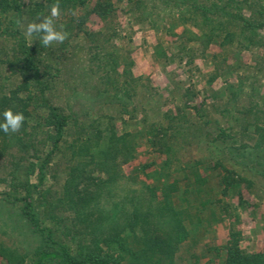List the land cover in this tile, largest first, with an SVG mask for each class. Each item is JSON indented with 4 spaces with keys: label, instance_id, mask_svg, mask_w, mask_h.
Listing matches in <instances>:
<instances>
[{
    "label": "trees",
    "instance_id": "obj_1",
    "mask_svg": "<svg viewBox=\"0 0 264 264\" xmlns=\"http://www.w3.org/2000/svg\"><path fill=\"white\" fill-rule=\"evenodd\" d=\"M56 2L0 0V122L25 117L0 130V234L33 242H0V264H264L239 229L205 243L246 190L264 201V0H58L46 48L25 30ZM136 28L172 38L184 80L135 73Z\"/></svg>",
    "mask_w": 264,
    "mask_h": 264
},
{
    "label": "rangeland",
    "instance_id": "obj_2",
    "mask_svg": "<svg viewBox=\"0 0 264 264\" xmlns=\"http://www.w3.org/2000/svg\"><path fill=\"white\" fill-rule=\"evenodd\" d=\"M119 18L125 21L126 15L120 13ZM94 28L98 27V24L91 23ZM137 29V28H136ZM135 45L136 50L134 52L135 66L134 71L138 75L147 77L151 83L156 86V90H162L168 83L169 77L172 73L176 79L184 80L185 78V67L179 66L175 61H171L165 68H163L161 61H163L164 55V40H170V37H164L163 34L154 30L143 31L137 29L135 33ZM158 57V58H157ZM198 64L203 75L211 71V66L208 65L203 60L199 59ZM200 87H204L205 81L201 80ZM217 85V84H216ZM201 94L197 97L196 101H201ZM157 157L155 153H149L144 147L141 149L139 154L136 156L135 160L128 165V170L133 168L135 165L149 161ZM161 161V158L158 160ZM259 190L264 193V182L257 183ZM245 196L249 198L252 206L244 212H241L240 219L232 218L227 221H222L214 224L210 228V234L206 239L205 243L210 244V246H222L225 245L228 238L229 232L232 229H239L243 232V240L241 242L242 247H244L249 252L254 251H264V201H260L254 194L250 193L249 190L245 191ZM234 200V198L232 199ZM2 226V225H0ZM3 230H7V233L0 234V242L6 245H29L32 246V240L29 238L28 234L23 235V233L15 232L16 236H11L10 231H13L11 227L3 225ZM27 238L26 240H24ZM21 240H24L20 242ZM202 246V245H201ZM200 247V246H199ZM201 251V248H198ZM207 260L206 258L203 261ZM2 258L0 257V262Z\"/></svg>",
    "mask_w": 264,
    "mask_h": 264
},
{
    "label": "clouds",
    "instance_id": "obj_3",
    "mask_svg": "<svg viewBox=\"0 0 264 264\" xmlns=\"http://www.w3.org/2000/svg\"><path fill=\"white\" fill-rule=\"evenodd\" d=\"M50 13L47 16L38 18L39 22H31L27 25L25 35L28 38L36 35L40 44L44 47H50L55 43H63L67 39V33L58 30L56 21L61 15L60 5L56 3L48 6ZM63 28V25L60 26ZM3 122H0V130L5 134L17 133L22 128L25 117L23 113L14 112L11 108L4 110Z\"/></svg>",
    "mask_w": 264,
    "mask_h": 264
}]
</instances>
